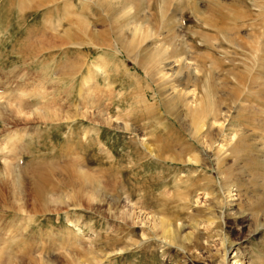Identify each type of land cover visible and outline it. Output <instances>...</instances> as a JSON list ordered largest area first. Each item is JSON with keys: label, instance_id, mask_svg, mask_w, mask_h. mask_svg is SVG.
<instances>
[{"label": "rangeland", "instance_id": "obj_1", "mask_svg": "<svg viewBox=\"0 0 264 264\" xmlns=\"http://www.w3.org/2000/svg\"><path fill=\"white\" fill-rule=\"evenodd\" d=\"M71 1L100 42L62 44L53 28L67 27L65 14L43 24L47 9L28 0L23 15L4 17L0 0V264H230L235 254L264 264V0H133L118 18L99 0L78 15ZM117 38L130 55L117 54ZM155 50L168 82L142 63ZM207 81L219 121L209 115L199 131L179 91L199 99ZM238 142L242 153L231 150ZM219 144L228 153L214 158ZM74 168L98 183L97 197L76 186Z\"/></svg>", "mask_w": 264, "mask_h": 264}, {"label": "bare ground", "instance_id": "obj_2", "mask_svg": "<svg viewBox=\"0 0 264 264\" xmlns=\"http://www.w3.org/2000/svg\"><path fill=\"white\" fill-rule=\"evenodd\" d=\"M27 1L28 0H6V5L4 6V10H3V12H4V17H7L8 15H11V14H13V10H14V7H17L18 8V10H19V16H21V15H23V12L25 11V9H27V5L26 4H28L27 3ZM31 1V5H29L28 4V7L29 8H32L33 7V5L35 6V7H43V8H46L47 9V12L49 13L45 18H44V20L42 21L43 22V24H46V22H48V20L50 19L51 20V17H50V14H56L57 16H59L57 19L60 21V20H62L63 19V14H65V19L67 20V27L66 28H63L62 30H60L59 32H57L58 31V29L56 28V27H54L53 28V30L55 31L53 34L55 35V36H57V37H63L64 36V38H65V40L64 41H62L64 38H61V43L63 44V43H66V44H68V43H75V44H84V43H86L88 40H90L89 42L91 43V42H93V43H98V42H100V40H99V34L96 32H93V33H91V35H89L87 38H86V36H87V30L89 29V24L86 22V21H84V20H82L81 18H72L73 17V14H71L70 12H68V10H70L71 9V7H73V2L71 1V0H30ZM138 1V3L136 4V5H138V6H141V4H140V2H141V0H137ZM79 2H80V11H78V15H83L82 14V12L86 9V4H85V2H88V0H79ZM93 2V1H92ZM97 3H99L102 7H103V10L105 9V11L106 12H110V13H108V14H111V13H113V15H114V17L115 18H118L117 16H120L121 14H123V15H125V17L126 16H128V15H130V11L132 10V4L134 5V2H133V0H99ZM97 3H96V5H97ZM214 3V2H213ZM99 4H98V6H99ZM125 5V6H124ZM136 7V6H135ZM138 8V7H137ZM102 9V8H101ZM137 10V9H136ZM15 11V10H14ZM65 11V12H64ZM104 11V12H105ZM63 12V13H62ZM105 12V13H106ZM133 12V11H132ZM134 13V12H133ZM107 14V13H106ZM138 14V13H137ZM165 14V13H164ZM16 15V14H15ZM132 15V14H131ZM136 15V14H135ZM135 15H132V16H135ZM3 16V15H2ZM112 16V15H111ZM217 16H218V14H217ZM10 17V16H9ZM109 17V16H108ZM131 17V16H130ZM146 17V16H145ZM54 18V17H53ZM52 18V19H53ZM128 18V17H127ZM136 18H138L139 19V17H136ZM19 19H21V17L19 18ZM72 19H74V21H72ZM125 19V18H124ZM49 20V21H50ZM113 20V19H112ZM111 20V21H112ZM119 20V19H118ZM127 20V19H126ZM128 20H129V18H128ZM136 20V19H135ZM130 21V20H129ZM19 22V21H18ZM18 22H17V24H18ZM127 22V21H126ZM59 23V22H58ZM62 23V22H61ZM132 23H134L132 26H131V31L133 32V33H136L137 32V30H139V25L141 24V22H140V20L139 21H134L133 22V20H132ZM123 24V23H122ZM57 25V24H56ZM71 25L74 27V25H75V27L72 29V30H70V28H71ZM124 25V24H123ZM114 26V25H113ZM128 26V25H127ZM20 27V26H19ZM125 27V26H124ZM129 27V26H128ZM232 27V26H231ZM122 28V27H121ZM57 29V30H56ZM74 29H76V34L75 33H73V31H74ZM114 29V28H113ZM19 30V29H18ZM98 31V30H97ZM146 31V30H145ZM148 31V30H147ZM113 32V31H112ZM130 32V31H129ZM101 34V33H100ZM118 36V35H117ZM74 37H75V39H74ZM103 37V36H102ZM101 37V38H102ZM121 37V36H120ZM60 39V38H59ZM55 41H56V39H54ZM101 40H103V39H101ZM117 40H119L120 41V43L119 44H121L120 46H117L116 47V51H117V54H122V53H125V54H127V55H130V45L128 44V43H125L124 41H122L120 38H117ZM131 40V39H130ZM47 41V40H46ZM51 41V40H50ZM118 41V42H119ZM133 41H134V39H133ZM52 42H54V41H52ZM132 42V41H131ZM100 44H106V45H109L110 46V44L109 43H99V45ZM236 44V43H235ZM94 45V44H93ZM258 45V44H257ZM109 48V47H108ZM112 55H117V54H114V53H111ZM257 54V53H256ZM258 54H261L260 53V51H259V53ZM258 56V55H257ZM162 57H163V53L160 51V50H155V51H153L151 54H149V55H146V57H144L143 59H142V63H144V64H152V65H154V66H156V68H155V70H158V72H157V78H158V80L159 81H161V82H168L169 80H170V77H171V75H170V73H169V76H168V74H167V72H164L163 71V69H166V64H168V63H166V62H169V61H165L164 59L162 60ZM264 57V56H263ZM260 59H264V58H262L261 56H260ZM167 60V59H166ZM253 60H255L256 61V59L255 58H253ZM262 60H261V62H262ZM255 61H253V63L255 62ZM258 61H259V59H258ZM257 61V62H258ZM163 62V64L161 65V63ZM144 64L142 65L141 64V66H143V68H144V70L149 74V70L147 69V67L146 66H144ZM170 64V63H169ZM89 66V65H88ZM87 66V67H88ZM247 68H249V67H247ZM89 69V68H88ZM151 69V68H150ZM252 69V68H251ZM251 69H248L249 71H246L247 72V74H249V72H250V70ZM245 72V71H244ZM91 73V72H90ZM69 75V73L67 74V75H65L66 76V79H70V76H68ZM255 75H257V74H255ZM173 76V75H172ZM253 76V78L255 79V77H254V74L252 75ZM85 77V76H84ZM88 77H91L90 75L88 76ZM93 77V76H92ZM156 77V76H155ZM208 77V76H207ZM243 77V76H242ZM247 77V76H246ZM260 76H258V78H259ZM65 78V77H64ZM210 78V77H209ZM248 79H249V77H248ZM245 80V79H244ZM252 80V79H251ZM210 81V80H209ZM246 81H247V79H246ZM255 81H257L256 79H255ZM263 81V80H262ZM88 80H87V78H84V79H82V83H83V85L85 86L84 88H82V91H81V89H80V91H79V97L82 99V100H86V103L87 102H89L90 100L88 99H85L86 98V93L88 94L89 92H90V87H89V85H88ZM206 82V81H205ZM243 82V81H242ZM170 83V82H169ZM239 83V82H238ZM90 84V83H89ZM163 84V83H162ZM171 84V83H170ZM250 84V83H249ZM251 84H253V83H251ZM256 84V82L254 83V85ZM258 84V86H260V87H262V88H264V81L263 82H260V79H259V83H257ZM172 85V84H171ZM253 85V86H254ZM170 86V85H169ZM175 86V85H174ZM174 86L173 87H171V91H169V90H167V91H169V93H172V91L174 92L175 90H176V88H174ZM251 85H249V87H250ZM168 87V86H167ZM166 87V88H167ZM245 87V86H244ZM160 88V87H159ZM240 88V87H239ZM247 88V87H246ZM251 88V87H250ZM249 88V90H251ZM252 88H254V87H252ZM255 88H256V86H255ZM260 89V88H259ZM258 89V90H259ZM246 90V92H247V89H245ZM248 90V91H249ZM264 90V89H263ZM86 92V93H85ZM177 92V91H176ZM216 92V87H215V85L213 84V83H211V82H208L207 81V83L202 87V93H201V97H199V99H194L193 98V100H192V97H193V94L191 95V96H189L192 92H190V91H188V90H186V89H183V90H181V91H179V95L180 96H184L185 98H187L186 99V102H185V110H186V113H188L190 116H191V118H192V122L194 123V125H193V127L196 129V130H202V128H203V126L205 125V121L207 120L208 121V117H209V115H211L212 116V118L211 119H213V121L214 122H218L219 120V117H218V119H217V116H216V114H217V112L218 111H220L215 105H214V102L212 101V98H213V95H214V93ZM250 92V91H249ZM258 92H261V91H258ZM25 93V92H24ZM165 93H167V92H165ZM250 93H252V92H250ZM254 93V92H253ZM23 94V93H22ZM260 94V93H259ZM258 94V95H259ZM2 95L4 96V93H2ZM1 95V93H0V102L1 101H3L2 100V98H3V96ZM25 95V94H24ZM170 94H168V96H169ZM173 95H175V94H173ZM250 95V94H249ZM258 95H256V96H258ZM264 94H262L261 96H263ZM2 96V97H1ZM6 96V95H5ZM235 96V95H234ZM253 96V95H252ZM88 97V96H87ZM174 97V96H173ZM189 97V98H188ZM255 97V96H254ZM165 98V97H164ZM184 98V99H185ZM245 98V97H244ZM263 97H261L260 99H262ZM169 99H170V97H169ZM236 99V98H235ZM257 99H258V97H257ZM264 99V98H263ZM145 100V99H144ZM174 100V99H173ZM9 101V100H8ZM260 101V100H259ZM173 102V101H172ZM258 102V101H257ZM3 103V102H2ZM13 103V102H12ZM261 103V102H260ZM7 104H8V102H7ZM264 104V103H263ZM9 105H10V103H9ZM259 105V104H258ZM7 106V105H6ZM15 106H13V108H14ZM17 107V106H16ZM246 107V106H245ZM261 107V106H260ZM11 108V107H10ZM241 108V107H240ZM258 109V108H257ZM243 110V109H242ZM252 110H253V113L252 112H249L250 113V115L251 116H249V120L250 121H256L258 118H256L257 117V115H256V113H258L259 115H260V113L263 111V109H262V111L260 112H258V110H254L253 108H252ZM261 110V109H260ZM15 111H16V113H18V114H21V113H25L26 111H24V110H22L21 109V106L20 105H18V108H16L15 109ZM53 111V110H52ZM52 111H50L49 110V108L48 109H46L45 108V110H43V112H41V113H43V115H44V117H46L47 119L48 118H55V119H61V116H60V113H57V112H52ZM84 111V110H83ZM243 111H245V110H243ZM247 111V110H246ZM37 113V112H36ZM86 113L87 112H81L80 114L83 116H85L86 115ZM132 113V112H131ZM130 113V114H131ZM79 114V113H78ZM77 114V115H78ZM80 114H79V116H80ZM37 116H38V114H36ZM70 115V114H69ZM218 115V114H217ZM220 115V114H219ZM248 115V114H247ZM65 116H66V118H68V117H70V116H68V113H66L65 114ZM73 116V115H72ZM76 116V115H75ZM261 116H263L264 117V115H261ZM103 117V116H102ZM239 117V116H238ZM240 117L241 118H243L242 117V115H240ZM130 118V117H129ZM240 118V119H241ZM245 118V117H244ZM109 120H111L110 118H108ZM263 119V118H262ZM210 121V120H209ZM212 121V122H213ZM258 121H260V119H258ZM111 122V121H110ZM212 122H211V124H212ZM214 122H213V124H214ZM259 124H260V122H258V126H259ZM216 125V124H215ZM218 125H220V124H218ZM261 125H263V123L261 124ZM222 126V125H221ZM210 127V126H209ZM212 127V126H211ZM237 129V128H236ZM255 130H256V128H254ZM259 129H261V128H259ZM261 130H264V129H261ZM249 131H251V130H249ZM253 131V130H252ZM247 136V135H246ZM261 136V135H260ZM244 138V137H243ZM246 138V137H245ZM263 138V137H262ZM223 140H225V139H223ZM263 140V139H262ZM222 141V140H221ZM99 142H100V139H99ZM240 142H241V139H240ZM101 143V142H100ZM140 143V142H139ZM219 143V142H218ZM217 143V144H218ZM221 143V142H220ZM203 144V143H202ZM243 144V143H242ZM240 145V143L238 142V144L237 145H235L231 150H232V152H234V153H237V152H240L241 151V153L245 150V144H243V145ZM252 144V143H251ZM101 145V144H100ZM253 146V145H252ZM207 147V146H206ZM264 147V146H263ZM215 148V151H214V154H215V157L214 158H216V156L218 155H223V156H226V154L228 153L227 152V148H225V145L224 144H219V146H216V147H214ZM150 149V148H149ZM107 150V149H106ZM209 150V149H208ZM250 152H251V150H249ZM262 151V150H261ZM213 152V151H212ZM264 152V151H263ZM220 157V156H219ZM219 157H217V158H219ZM253 159V158H252ZM256 159H257V157H256ZM216 161H217V159H216ZM260 161V160H259ZM6 163V162H5ZM256 163V162H255ZM258 163V162H257ZM7 164V163H6ZM261 164V163H260ZM5 165V164H4ZM75 167H76V165L75 164H73ZM72 165V166H73ZM7 166H9L8 164H7ZM64 168H65V166H64ZM80 168H74L73 170V172L71 173V177L74 179V177H76V176H80V180H77V181H74L75 183H77L76 184V186L78 185L80 188V190L83 192V193H85V195L86 196H89V197H91V198H95V197H97L98 196V193H97V190L95 189V187L93 186V185H96V187H97V189H98V183L97 182H95V181H91V179H90V177L87 175V174H85V173H83L82 172V170L81 171H78ZM6 171H8V170H6ZM65 171H66V169H65ZM78 173L79 174V172H81V174H79V175H75V173ZM70 175V174H69ZM71 179V178H70ZM96 179V178H95ZM47 180V179H46ZM72 180V179H71ZM19 184V183H18ZM90 184H93V185H90ZM101 186H103V185H101ZM99 191H101V189H98ZM35 191H36V193H37V195L39 196V197H45V195H46V193H47V191H48V184L47 183H45L42 179L41 180H37L36 182H35ZM226 192V191H225ZM230 192V191H229ZM79 193H81V192H79ZM207 194V193H206ZM234 194V193H233ZM228 196V195H227ZM230 196V201H231V196L232 195H229ZM228 198V197H227ZM75 202V201H74ZM78 204V203H77ZM262 205H263V203H262ZM19 207V206H18ZM22 208V207H21ZM230 207H229V205H228V209H229ZM232 209V208H231ZM230 209V210H231ZM128 210V209H127ZM121 212V211H120ZM126 212L127 211H123V213L124 214H126ZM131 212H132V214H136L137 212H135L134 210H131ZM128 213V212H127ZM145 220V219H144ZM153 221V222H152ZM152 221H151V225L153 226V229L154 228H162V230L164 231V233L165 234H168V233H166L167 231H168V228L165 226V224L167 223L165 220H157V219H152ZM150 222V219H148V223ZM170 226V225H169ZM172 232H170V234H171ZM174 233V232H173ZM168 236V235H167ZM166 236V237H167ZM248 253V252H247ZM87 254V253H86ZM94 254V253H93ZM67 255V254H66ZM96 255V254H95ZM98 255V254H97ZM236 256H232V258L233 259H230V264H247L248 262H249V257H251V255H249L248 257L246 256V258H248V259H246L245 261H243L240 257L239 258H237L238 257V254H235ZM95 257V256H94ZM93 257V258H94ZM243 258V257H242ZM96 260V259H95ZM239 260H241V261H239ZM139 262H141L140 260H139ZM142 263V262H141ZM140 263V264H141ZM250 264V263H249Z\"/></svg>", "mask_w": 264, "mask_h": 264}]
</instances>
